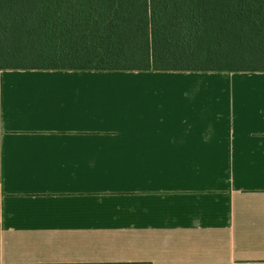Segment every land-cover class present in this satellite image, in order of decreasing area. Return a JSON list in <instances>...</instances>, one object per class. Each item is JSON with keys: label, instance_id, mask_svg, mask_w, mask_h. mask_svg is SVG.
<instances>
[{"label": "crops", "instance_id": "crops-1", "mask_svg": "<svg viewBox=\"0 0 264 264\" xmlns=\"http://www.w3.org/2000/svg\"><path fill=\"white\" fill-rule=\"evenodd\" d=\"M0 264H264V72L0 69Z\"/></svg>", "mask_w": 264, "mask_h": 264}, {"label": "trees", "instance_id": "trees-1", "mask_svg": "<svg viewBox=\"0 0 264 264\" xmlns=\"http://www.w3.org/2000/svg\"><path fill=\"white\" fill-rule=\"evenodd\" d=\"M0 69L264 72V0H0Z\"/></svg>", "mask_w": 264, "mask_h": 264}]
</instances>
